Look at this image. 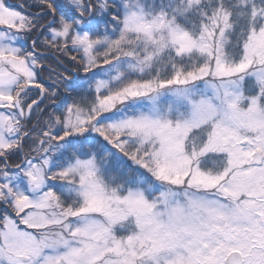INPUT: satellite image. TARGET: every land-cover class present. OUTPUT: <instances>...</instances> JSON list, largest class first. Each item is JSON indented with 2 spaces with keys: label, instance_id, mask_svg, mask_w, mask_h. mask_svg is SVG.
<instances>
[{
  "label": "snow or ice",
  "instance_id": "6c2138e0",
  "mask_svg": "<svg viewBox=\"0 0 264 264\" xmlns=\"http://www.w3.org/2000/svg\"><path fill=\"white\" fill-rule=\"evenodd\" d=\"M0 264H264V0H0Z\"/></svg>",
  "mask_w": 264,
  "mask_h": 264
},
{
  "label": "trees",
  "instance_id": "16d2710c",
  "mask_svg": "<svg viewBox=\"0 0 264 264\" xmlns=\"http://www.w3.org/2000/svg\"><path fill=\"white\" fill-rule=\"evenodd\" d=\"M12 2H14V0H12Z\"/></svg>",
  "mask_w": 264,
  "mask_h": 264
}]
</instances>
